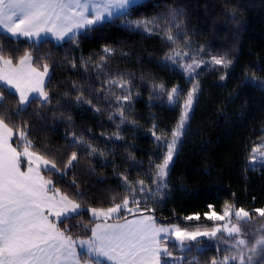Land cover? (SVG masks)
<instances>
[{
	"label": "trees",
	"instance_id": "16d2710c",
	"mask_svg": "<svg viewBox=\"0 0 264 264\" xmlns=\"http://www.w3.org/2000/svg\"><path fill=\"white\" fill-rule=\"evenodd\" d=\"M173 12L177 13L174 20ZM127 19L155 20L157 24L149 25L154 33L171 28L181 38L170 46L161 35L125 27L120 20L60 47L48 43L33 49L26 42L3 39L0 32L6 55L15 58L28 50L34 57H50L46 61L52 72L47 85L50 103H32L21 117L12 116L9 121L14 129L27 122L36 150L66 173L62 180L43 169L42 175L84 208L106 209L114 196L120 202L127 195L121 187L122 176L133 186L143 180L155 193L154 165L162 163L165 149L152 133L171 136L187 92L198 82L167 187L147 207L154 209L152 214L159 222L187 228L190 223L184 218L199 215L203 219L210 205L216 212L223 210L225 202L247 211L263 208L264 163L249 166L248 159L252 147L264 138V0H140ZM105 47L112 52L103 69H98L95 65L106 55ZM170 47L206 63L189 78L183 68L165 61ZM11 48L19 51H8ZM213 56L231 63L228 67L214 65ZM85 63L87 68L82 66ZM121 77L128 82L125 88L108 83ZM160 84L165 91L154 87ZM173 87L181 90L177 105H170L167 99ZM129 91L131 100L123 103L125 120L121 122L116 96ZM4 95L5 109L14 111L17 97ZM77 96L84 102L78 103ZM73 136L83 138L103 156L70 146ZM12 143H18L16 137ZM73 151L78 160L66 168ZM76 192L84 195L77 197ZM140 207L143 210L144 204ZM77 224L92 227L90 213L67 222L74 238L90 235L72 227ZM169 249L179 251L172 245ZM190 253L195 263L209 264L217 249L195 246Z\"/></svg>",
	"mask_w": 264,
	"mask_h": 264
},
{
	"label": "snow or ice",
	"instance_id": "6c2138e0",
	"mask_svg": "<svg viewBox=\"0 0 264 264\" xmlns=\"http://www.w3.org/2000/svg\"><path fill=\"white\" fill-rule=\"evenodd\" d=\"M139 2L140 0H0V32L3 39L14 44L26 42L33 49L48 43L60 47L64 43L78 42V36L86 35L105 23L120 20L125 27L143 29L150 35H161L170 46L175 45L181 37L178 33L174 35L171 28L163 34L154 33L149 25H155L157 21L127 19ZM176 14H171L173 20ZM8 51L18 52L19 48ZM103 52L106 55L95 65L98 69H103L112 50L105 47ZM5 53V47L0 44V109H5V92L17 97L18 106L14 111H0V264H183L184 257H174L169 244L182 252H190L201 243L202 237L231 241L225 248L230 255H225L222 260L213 258L210 264H257L255 257L264 256V226L257 233H245L242 225L251 222L253 213L244 208H236L225 202L223 214H218L211 210L210 205L205 218L212 221L213 226L190 230L179 224L165 225L159 222L152 214L154 209L147 207L153 196H158L160 189L167 187L170 164L177 150L176 145L184 134L195 94L199 91L198 82L187 92L179 121L171 132L172 139L164 140L160 145L167 152L162 163L154 165L152 183L157 185L156 192L153 193L143 180L136 181L133 186L126 176H122L121 187L127 195L120 202H115L114 196L112 206L106 209L84 208L76 199L62 193L52 179H46L41 174L43 169L62 180L66 173L61 172L55 163L36 150L29 138L27 122L23 127L15 129L9 123L12 116L21 117L22 113L27 112L32 103L38 102L44 106L50 103L47 85L51 81L52 72L46 62L50 57H34L33 52L28 50L15 58ZM182 57H189L191 63H181ZM165 61H171L189 75L202 63H206L197 61L188 52L171 47ZM211 63L228 67L231 61L213 56ZM71 66L75 68L76 64L73 62ZM82 66L87 68L86 63ZM108 83L121 88L128 84L122 77ZM154 87L161 92L165 91L163 84ZM180 92L177 87L167 92L170 105L179 103ZM76 100L78 103L84 102L82 96H77ZM130 100V91L127 95L116 96L121 122L125 120L123 103ZM87 103L91 104V101ZM152 135L158 142L163 139L155 131ZM13 137L18 141L15 146L12 143ZM70 146H78L89 155L103 156V152H98L97 148L83 138L73 136ZM260 147L253 148V153L259 152ZM260 156L264 158V153H260ZM256 158L255 155L252 157L253 160ZM77 160V152L73 151L65 167H73ZM83 195L84 193L76 192L77 197ZM141 203L144 204L143 210ZM88 213L91 214L92 227L83 224L72 227L80 228L90 235L74 238L67 222ZM254 213L264 218V209H255ZM128 216L133 218L128 219ZM121 219L123 223L112 222ZM184 219L199 220L200 216H187ZM62 224L65 225L63 229L60 227Z\"/></svg>",
	"mask_w": 264,
	"mask_h": 264
},
{
	"label": "rangeland",
	"instance_id": "374dc122",
	"mask_svg": "<svg viewBox=\"0 0 264 264\" xmlns=\"http://www.w3.org/2000/svg\"><path fill=\"white\" fill-rule=\"evenodd\" d=\"M180 62L181 63H184V64H187V63H191V59H189V57H182V58H180ZM197 69V68H196ZM196 69H195V71H196ZM184 70V69H183ZM195 71L194 72H192L191 73V75H189L188 73H186L187 74V76L189 77V78H192L193 77V75H194V73H195ZM193 86V85H192ZM192 88V87H191ZM170 91V90H169ZM184 103V102H183ZM182 110H183V104H182ZM182 112V111H181ZM179 121V120H178ZM178 123V122H177ZM176 126H177V124L175 125V128H176ZM174 128V129H175ZM173 129V130H174ZM172 139V137L171 136H169V137H166V138H163L162 140H161V142H162V144H163V141L164 140H168V141H170ZM180 139H181V137H180ZM179 142H180V140H179ZM179 142L177 143V145H176V149L178 148V145H179ZM257 146H261L260 148H259V152H257V153H253V148H255V147H257ZM164 149H165V154H166V152H167V149L164 147ZM252 150H251V154H250V156H249V159H248V165L249 166H252V165H256V164H261V163H264V158H261V156H260V153H264V138L262 139V140H260L259 142H257L253 147H252ZM256 156L257 158H256V160H253L252 159V157L253 156ZM174 156H175V154H174ZM174 156H173V159H174ZM24 165H22V167H23ZM170 166H171V164H170ZM42 174V173H41ZM130 206H132V205H130ZM132 207H134V206H132ZM237 208V207H236ZM261 209H264V207L263 208H261ZM250 213H253V218H252V220H251V222L250 223H248V224H245V225H242V230L245 232V233H248V232H251V233H257L258 232V230L261 228V226H264V218H261V217H259L258 215H256L255 213H254V211H249ZM218 214H223V210L221 211V212H217ZM146 214H148V213H146ZM90 216H91V214H90ZM195 216V215H194ZM130 217H132V216H128L127 218H130ZM189 221V220H188ZM189 223H190V227H188L190 230L191 229H195V228H197V227H200V228H210V227H212L213 226V222L212 221H208L206 218H205V216H204V218L203 219H199V220H196V219H193V220H191V221H189ZM218 223H222V222H218ZM169 224H176V223H167V224H165V225H169ZM182 227V226H181ZM231 243V241H228V240H226L225 238H221V239H218V240H209L207 237H202L201 238V243L200 244H198V245H196V247H198V248H203L204 247V245H211V246H214V247H216V249H217V256H216V258L215 259H217V260H222L223 259V257L225 256V255H230V253L229 252H227V251H225V248L228 246V244H230ZM169 246H171V244H169ZM192 250H193V248H192ZM191 250V251H192ZM190 251V252H191ZM189 251H178V252H176V253H173V256L174 257H184V261H183V264H197V263H195V261L193 260L194 258L190 255L191 253H190ZM170 259V258H169ZM255 260L257 261V264H264V256H258V257H255ZM210 264V263H209Z\"/></svg>",
	"mask_w": 264,
	"mask_h": 264
},
{
	"label": "crops",
	"instance_id": "0c3cea01",
	"mask_svg": "<svg viewBox=\"0 0 264 264\" xmlns=\"http://www.w3.org/2000/svg\"><path fill=\"white\" fill-rule=\"evenodd\" d=\"M24 167V166H23ZM22 167V168H23ZM41 173H42V171H41ZM133 217H130V218H128V219H132ZM112 222H119V223H123V220L121 219V220H119V221H112ZM85 238V237H84Z\"/></svg>",
	"mask_w": 264,
	"mask_h": 264
}]
</instances>
